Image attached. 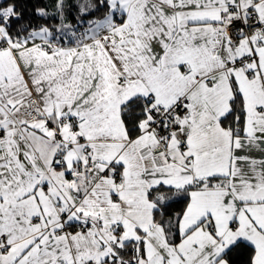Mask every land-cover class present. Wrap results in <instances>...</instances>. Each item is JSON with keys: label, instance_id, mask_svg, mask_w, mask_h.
I'll list each match as a JSON object with an SVG mask.
<instances>
[{"label": "snow or ice", "instance_id": "1", "mask_svg": "<svg viewBox=\"0 0 264 264\" xmlns=\"http://www.w3.org/2000/svg\"><path fill=\"white\" fill-rule=\"evenodd\" d=\"M0 264H264V0H0Z\"/></svg>", "mask_w": 264, "mask_h": 264}]
</instances>
